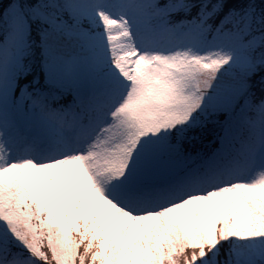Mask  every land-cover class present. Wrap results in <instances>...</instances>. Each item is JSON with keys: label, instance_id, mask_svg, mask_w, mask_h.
Returning <instances> with one entry per match:
<instances>
[{"label": "snow or ice", "instance_id": "obj_1", "mask_svg": "<svg viewBox=\"0 0 264 264\" xmlns=\"http://www.w3.org/2000/svg\"><path fill=\"white\" fill-rule=\"evenodd\" d=\"M0 264H264V0H0Z\"/></svg>", "mask_w": 264, "mask_h": 264}]
</instances>
